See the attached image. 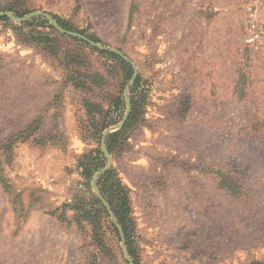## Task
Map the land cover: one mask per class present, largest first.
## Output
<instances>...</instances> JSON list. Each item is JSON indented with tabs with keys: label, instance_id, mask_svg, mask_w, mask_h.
<instances>
[{
	"label": "rangeland",
	"instance_id": "1",
	"mask_svg": "<svg viewBox=\"0 0 264 264\" xmlns=\"http://www.w3.org/2000/svg\"><path fill=\"white\" fill-rule=\"evenodd\" d=\"M8 6L48 13L136 65L142 119L109 170L130 190L139 263H264V0H0ZM10 21H0V264H129L92 202L108 157L92 179L82 162L122 123L132 78L107 51L54 28L51 55L23 41L49 29ZM121 95L122 112L88 115L86 104L107 109Z\"/></svg>",
	"mask_w": 264,
	"mask_h": 264
},
{
	"label": "trees",
	"instance_id": "2",
	"mask_svg": "<svg viewBox=\"0 0 264 264\" xmlns=\"http://www.w3.org/2000/svg\"><path fill=\"white\" fill-rule=\"evenodd\" d=\"M8 11H10L12 14H14L16 17H23L27 14L22 8L15 7V6H8ZM56 18V17H55ZM1 22L10 23V19L6 16L0 18ZM56 21L58 24H60L63 28L67 30H73L69 25V23L64 22L60 19L56 18ZM34 22L42 24L44 27L50 30V32L40 34L39 36H33L29 37V34L27 36H23V41L27 43L33 42L34 45L37 47H40L42 50L48 52L51 55L57 54V44H58V37H61L63 35H58L56 30L52 25L49 24V22L42 18V17H36L33 18L31 21H27L22 25H15L11 24L13 30L20 31L25 26H30ZM67 36V35H64ZM91 40L95 42H101L98 38H94L91 36H88ZM72 40L84 43L85 45L89 46L88 43L84 42L83 40L75 37H70ZM101 55L104 57H107L109 59H112L115 61L121 68L124 78L127 82L130 81L133 75V68L132 66L126 62L122 57L109 53V52H100ZM73 63H75V59L72 60ZM71 81L73 85L76 88L79 87H85L87 84L80 83L77 78L71 76ZM139 86H140V79L139 77L136 78L135 83L133 87L131 88V104H132V110L129 115L128 121L124 125V127L113 134H110L106 139V146L108 148V151L113 154L117 150H123L122 146L124 141L127 139L128 132L131 128L138 125L142 119L143 114V103L145 100V96L139 92ZM124 97L118 96L114 100L110 102L107 109L106 107H96L92 103L86 104V109L88 111V115L91 113H96L99 111V114H103L101 116H105V118H108L112 112H122L121 107L123 106V99ZM97 109V111H96ZM90 124L92 127L96 128L97 124L95 119L93 118V115H90ZM115 124V123H114ZM109 125H106L103 127V130L106 129ZM123 140V141H122ZM84 159L86 161L82 162V166L85 168V177L87 179H92L93 175L104 168L106 166V157L103 155L100 148L97 150L90 152L89 154L84 156ZM0 181H2L0 179ZM2 183H5L2 181ZM97 186L104 196V198L109 203L112 211L114 212L119 224L122 226L125 239H126V246L128 253L133 258L135 264H140L138 261V255H137V248L134 243L133 234H134V222L132 220V208H131V197H130V190L129 188L118 178L116 172L114 170L107 171L104 175L100 176V178L97 181ZM93 204L95 207H97V211L101 210L105 215H108L106 209L103 207L100 200H98L96 197H93ZM115 230L118 232L117 228ZM253 264H264L261 262H255Z\"/></svg>",
	"mask_w": 264,
	"mask_h": 264
},
{
	"label": "water",
	"instance_id": "3",
	"mask_svg": "<svg viewBox=\"0 0 264 264\" xmlns=\"http://www.w3.org/2000/svg\"><path fill=\"white\" fill-rule=\"evenodd\" d=\"M8 17L10 18L12 21L14 22H19V23H22V22H25L26 20H28L29 18H32V17H37V16H42V17H45L49 22L50 24L56 29L58 30L60 33L64 34V35H67V36H71V37H75V38H79L81 40H83L84 42L90 44L91 46L93 47H96L100 50H103V51H107V52H111V53H114V54H117L118 56L122 57L125 61H127L128 63L131 64V66L133 67L134 69V74H133V77L131 79V82L129 85H133L137 76H138V69L136 67V65L128 58L126 57L121 51L115 49V48H106V47H103L102 45L98 44L97 42L93 41V40H90L88 37H86L85 35L83 34H80L78 32H74V31H69V30H66L64 29L63 27H61L54 19L53 17L48 14V13H45V12H34L32 14H30L29 16H26V17H23V18H18L16 16H14L11 12H0V17ZM128 89H126V101H127V111H126V116L124 117L123 121L121 124H119L118 126L116 127H112V128H109L107 129L103 136H102V140H101V150L102 152L108 157V165L106 166V168H104L102 171L100 172H97L94 177H93V180H92V186H93V189L98 197V199L103 203V205L105 206V208L108 210L110 216L113 218L114 220V223L116 225V227L118 228L119 232H120V235H121V239H122V248H123V252H124V255L126 257V259L128 260L129 264H135L133 262V260L131 259V257L129 256L128 254V251H127V248H126V245H125V236H124V232H123V228L122 226L117 222L116 218L114 217V214L110 208V205L108 204V202L106 201V199L102 196V194L99 192L97 186H96V181H97V178H98V175L100 173H104L106 171H108L112 165V158H111V155L107 149V146H106V138L108 136V134L110 132H112L113 130H119L121 129L124 124L126 123V120L128 119L129 115H130V112H131V101H130V98L128 96Z\"/></svg>",
	"mask_w": 264,
	"mask_h": 264
}]
</instances>
